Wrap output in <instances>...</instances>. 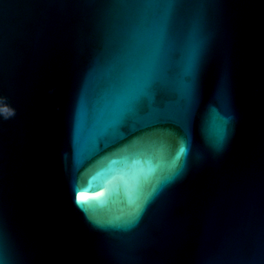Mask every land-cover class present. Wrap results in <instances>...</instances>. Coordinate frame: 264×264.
Listing matches in <instances>:
<instances>
[{
  "label": "water",
  "instance_id": "water-1",
  "mask_svg": "<svg viewBox=\"0 0 264 264\" xmlns=\"http://www.w3.org/2000/svg\"><path fill=\"white\" fill-rule=\"evenodd\" d=\"M0 264H264V0H0Z\"/></svg>",
  "mask_w": 264,
  "mask_h": 264
}]
</instances>
